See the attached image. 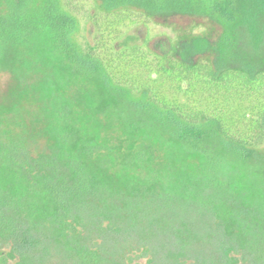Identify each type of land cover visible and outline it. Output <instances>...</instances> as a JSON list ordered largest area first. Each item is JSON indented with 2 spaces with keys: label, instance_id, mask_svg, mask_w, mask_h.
Segmentation results:
<instances>
[{
  "label": "trees",
  "instance_id": "trees-1",
  "mask_svg": "<svg viewBox=\"0 0 264 264\" xmlns=\"http://www.w3.org/2000/svg\"><path fill=\"white\" fill-rule=\"evenodd\" d=\"M175 16L222 33L126 36ZM0 67L45 140L2 109L0 264H264V0H0Z\"/></svg>",
  "mask_w": 264,
  "mask_h": 264
},
{
  "label": "rangeland",
  "instance_id": "rangeland-1",
  "mask_svg": "<svg viewBox=\"0 0 264 264\" xmlns=\"http://www.w3.org/2000/svg\"><path fill=\"white\" fill-rule=\"evenodd\" d=\"M80 9V8H79ZM94 9L88 5H84L83 9L78 11V30L73 37L77 45H84L86 43L92 44L95 34L91 15ZM222 33V27L211 22L210 20L197 17L175 16L168 19L153 18L147 23L136 24L127 33L130 43L138 45L146 44L150 49L162 52L168 49L169 46L179 47L189 41L192 37L201 36L207 38L211 42H215ZM34 83L33 78H29L27 83L22 86H31ZM13 75L0 67V112L4 107L11 106L13 113L8 114V117L15 125L22 127L23 131L29 136V140L38 147L44 146V138L41 136L42 126L39 124L42 112L40 104L29 97H22L21 100L16 99L11 93L15 87ZM72 88L66 89L68 96L72 93ZM86 121L95 128L99 127L102 122L98 118H90L86 116ZM84 118V119H85ZM85 121V120H84ZM99 130L102 136H106L108 129L103 128ZM98 132V133H99ZM107 136L108 133H107ZM264 150V142L260 146ZM186 165L192 170L199 169L200 162L194 156H188ZM243 186L248 187V180L241 179Z\"/></svg>",
  "mask_w": 264,
  "mask_h": 264
}]
</instances>
